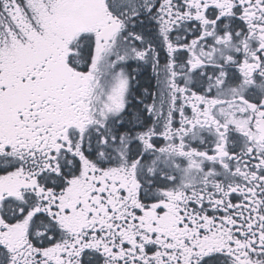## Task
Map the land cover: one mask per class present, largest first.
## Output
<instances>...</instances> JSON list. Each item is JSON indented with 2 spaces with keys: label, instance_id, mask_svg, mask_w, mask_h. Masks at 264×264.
<instances>
[{
  "label": "snow or ice",
  "instance_id": "snow-or-ice-1",
  "mask_svg": "<svg viewBox=\"0 0 264 264\" xmlns=\"http://www.w3.org/2000/svg\"><path fill=\"white\" fill-rule=\"evenodd\" d=\"M0 264H264V0H0Z\"/></svg>",
  "mask_w": 264,
  "mask_h": 264
}]
</instances>
